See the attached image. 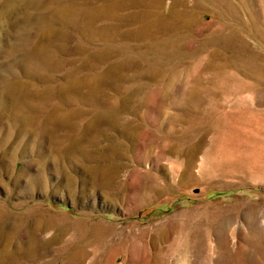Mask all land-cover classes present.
I'll return each mask as SVG.
<instances>
[{
    "label": "rangeland",
    "instance_id": "374dc122",
    "mask_svg": "<svg viewBox=\"0 0 264 264\" xmlns=\"http://www.w3.org/2000/svg\"><path fill=\"white\" fill-rule=\"evenodd\" d=\"M146 1L92 0L101 12L78 30L70 18L48 24L68 30L71 51L80 45L82 74L115 64L93 82L97 92L49 106L78 108L80 124L117 108L137 138L100 124L88 156L63 158L64 143L50 148L40 123L2 116L0 138L11 143L0 146V206L27 215L18 239L40 240L34 264H264V0H178L191 23L143 37L144 14L166 19L171 5ZM4 22L2 49L42 30L37 19ZM71 51L55 53L68 60L50 74L53 86L74 66ZM19 54L13 76L39 85ZM4 57L0 75L10 77ZM107 162L117 171L102 184L88 168ZM42 219L45 229L32 225Z\"/></svg>",
    "mask_w": 264,
    "mask_h": 264
},
{
    "label": "bare ground",
    "instance_id": "6f19581e",
    "mask_svg": "<svg viewBox=\"0 0 264 264\" xmlns=\"http://www.w3.org/2000/svg\"><path fill=\"white\" fill-rule=\"evenodd\" d=\"M130 1L131 3L138 4L145 3L146 0ZM153 1L157 2L158 0H150V5ZM170 2L171 5L166 19L157 18L155 11H153V15L144 14L143 17H147L149 21L141 25L142 30L139 33H142L143 37H148L150 30L153 32L156 30L160 31L164 26L173 30L178 27L184 28L191 23V12L183 9H174V6L179 2L178 0H171ZM91 3L92 0H0V23L3 20L5 21L2 25L12 27L17 18L27 19V22L37 19L38 24L42 26V30L36 38L32 39L30 33L24 34L23 37H18L17 42L7 44L3 49L0 48V56L4 54L3 61L7 65L9 64L8 74L10 76L5 77L0 75V117L7 116L11 119H18L22 124L27 126L33 125L36 122L40 123L42 129L41 138H44V136L46 139L49 138L51 142L50 148L56 147L60 142L64 143V147L59 151H55L56 155L63 158L65 156L68 157V155L73 157L75 154L77 156L82 154L88 156L87 151L82 148L85 143H93L95 141L94 139H96L102 130L99 127L100 124H108L114 127L116 122L121 123L123 124L121 126L122 130L127 132L126 134L129 137H133L136 134L134 126L128 125L127 122H120L122 116H116L118 114L117 108L107 111L110 116H90L86 123L80 124V119L85 116H77L78 108L66 111L59 105L49 106L52 97L58 98V101L61 103L68 97H73L76 100L84 98L80 92L81 88H86L89 93L97 92L93 82L104 76H109V71L115 66V64L106 66L99 74H82L79 60L83 57L78 58L77 56L81 51L80 45L75 48L72 47L74 50L71 51V47L67 45L70 35L68 30L48 27V24L53 20L65 23V19L70 18V28L73 31L78 30V21H85L92 15L101 12L95 9V7L92 8ZM27 5L41 9L43 13H27L24 10V7ZM110 5H105L104 13L113 15V7L110 8ZM19 10L22 13H18ZM4 17H6V20ZM9 19H11V23ZM160 21L164 24H161ZM68 51H71L76 56V59L73 61L75 64L64 72L63 77L66 81L53 86L50 84V74L68 60L67 57L58 58L55 53L62 52L64 55ZM81 52L80 55L82 54ZM17 54L20 56V64L24 68V72L33 76L39 82V85H34L29 81L20 80L13 76L12 68L16 66ZM37 61H40L37 64L38 67H33V62ZM128 95L133 96V93L128 92ZM62 130H65L64 134H61ZM88 132H94V134H89L88 136ZM137 135L140 136L139 133ZM136 138L137 136L134 139ZM10 139L11 136L1 137L0 146H6L8 143H11ZM111 147L115 149L113 144ZM104 156V154L100 155V157ZM88 170L102 184H108L114 178L117 168L114 164L107 162L98 167L91 166ZM26 220H28L27 215H18L0 206V264H31L30 262L34 264L36 261L41 260L43 253L39 247L40 240L38 238L25 232L27 239H18V230L25 225ZM33 224L45 229L49 223L45 219H42ZM76 262V264H81L78 261Z\"/></svg>",
    "mask_w": 264,
    "mask_h": 264
}]
</instances>
